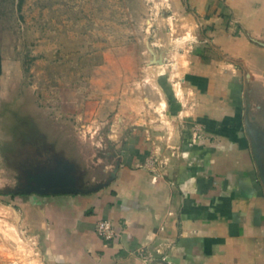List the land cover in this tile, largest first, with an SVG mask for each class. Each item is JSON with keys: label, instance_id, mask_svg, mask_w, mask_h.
I'll return each instance as SVG.
<instances>
[{"label": "crops", "instance_id": "1", "mask_svg": "<svg viewBox=\"0 0 264 264\" xmlns=\"http://www.w3.org/2000/svg\"><path fill=\"white\" fill-rule=\"evenodd\" d=\"M188 4L203 20L201 49L164 118L121 122L131 127L105 185L1 201L42 264H146L140 248L170 264H264V180L247 130L264 141V0ZM101 219L115 241L98 235Z\"/></svg>", "mask_w": 264, "mask_h": 264}, {"label": "rangeland", "instance_id": "2", "mask_svg": "<svg viewBox=\"0 0 264 264\" xmlns=\"http://www.w3.org/2000/svg\"><path fill=\"white\" fill-rule=\"evenodd\" d=\"M204 35L188 0H0V206L61 168L63 185L104 186L121 122L165 117ZM8 216L1 260L42 264Z\"/></svg>", "mask_w": 264, "mask_h": 264}, {"label": "water", "instance_id": "3", "mask_svg": "<svg viewBox=\"0 0 264 264\" xmlns=\"http://www.w3.org/2000/svg\"><path fill=\"white\" fill-rule=\"evenodd\" d=\"M247 130L251 137L252 142V149L256 159V163L260 170V174L262 179L264 180V168L262 162V151H264V145L262 144L261 132L260 130L254 128L251 124L247 123ZM64 168H61L60 171L57 173V182L58 185L53 184H45L39 183L37 185H33L30 189L26 190L25 192H37L41 194H58V193H75L77 190L74 187L63 185V179L66 178L64 174H61Z\"/></svg>", "mask_w": 264, "mask_h": 264}, {"label": "built area", "instance_id": "4", "mask_svg": "<svg viewBox=\"0 0 264 264\" xmlns=\"http://www.w3.org/2000/svg\"><path fill=\"white\" fill-rule=\"evenodd\" d=\"M96 231L98 235L107 242L115 241L118 238V233L113 224L106 219H101L97 223ZM137 254L146 264H170L167 253L165 252H160V255L154 257L145 248H140Z\"/></svg>", "mask_w": 264, "mask_h": 264}, {"label": "trees", "instance_id": "5", "mask_svg": "<svg viewBox=\"0 0 264 264\" xmlns=\"http://www.w3.org/2000/svg\"><path fill=\"white\" fill-rule=\"evenodd\" d=\"M13 197L16 195H22V194H27V192H20V193H10Z\"/></svg>", "mask_w": 264, "mask_h": 264}]
</instances>
